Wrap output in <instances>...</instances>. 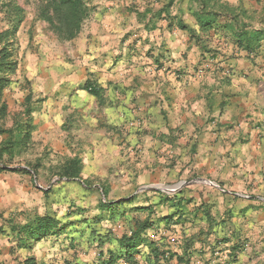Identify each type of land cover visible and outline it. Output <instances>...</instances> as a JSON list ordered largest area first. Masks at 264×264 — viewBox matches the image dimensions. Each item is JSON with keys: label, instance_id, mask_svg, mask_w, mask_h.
<instances>
[{"label": "crops", "instance_id": "crops-1", "mask_svg": "<svg viewBox=\"0 0 264 264\" xmlns=\"http://www.w3.org/2000/svg\"><path fill=\"white\" fill-rule=\"evenodd\" d=\"M228 1L246 8L263 2ZM88 3L90 14L76 41L83 59L69 82L73 92H60L45 103L38 120L43 122L38 131L45 143L52 142L47 132L51 125L61 127L63 116L91 112V101L97 97L83 88L88 80L101 88L103 103L104 96L111 97L118 111L134 100L144 120L133 136L140 148L131 183L135 190L115 197L124 192L107 174L123 162L125 143L94 136L96 142L82 157L85 176L105 177L108 198L113 194L114 201L130 200L106 219L116 218L108 232L130 234L148 218L153 225L144 236L165 241L175 251L182 250L184 240L185 246L193 242L207 261L214 245L223 248L222 255L248 243L233 264H264V44L249 54L220 21L201 28L190 11L191 0ZM83 70L88 76L81 74ZM68 97L71 104L64 110ZM35 182L30 174L0 172V227L7 229L9 219L24 222L35 214H53L72 228L73 214H60L59 205L53 206L92 188L64 177L47 192ZM172 213L180 217L179 223L161 220ZM175 242L176 247L171 245ZM22 249L0 230L1 264H14Z\"/></svg>", "mask_w": 264, "mask_h": 264}, {"label": "rangeland", "instance_id": "rangeland-1", "mask_svg": "<svg viewBox=\"0 0 264 264\" xmlns=\"http://www.w3.org/2000/svg\"><path fill=\"white\" fill-rule=\"evenodd\" d=\"M13 1L23 7L25 19L21 23L15 38L18 69L12 76L14 81L4 89L0 97V105L2 103L7 105V114L5 116L0 114V140L8 136L7 131L1 130L12 128L14 132H18L19 127H15L16 123L23 126L35 125V128L31 130V138H26L30 140L28 146L18 150L12 163L8 166L25 168L28 164H38V174H35L33 170L31 171L33 184L36 183V180L42 186L47 187L46 191L49 192L50 187L60 181L57 169L69 157L76 154L83 157L85 151L89 150L96 142L94 136L100 138L101 141H105L107 138L113 142L117 140L120 145L125 143L121 154L126 158L123 157V162L115 163L107 169V174L108 177L113 178V181L116 179L114 184L116 187L119 186L117 190L124 192L119 195L115 193V197L127 196L136 188L131 183L134 181L133 177L136 172L134 164L139 159L140 148H137V144H133V136L140 131L139 128L144 121L136 112L138 106L134 100H129L130 105L128 104L126 109L118 111L117 108H114L117 103L109 96H104L107 98L106 103H103V96L92 99L89 114H85L82 109L83 111H78L76 116L72 114L63 116L64 122H62L61 127L58 124V128L53 127L56 124L51 125L50 132L47 133L52 134L53 140L51 143H45V136L38 131L39 125L43 123H39L38 120L41 119L40 116H43L41 111L44 109V104L56 99L60 92H73L70 87L71 83H69L70 78L76 74L75 69L77 68L75 66L83 58L81 54H77V37L70 41L60 40L49 28L48 23L38 18L40 0ZM260 6L261 4L257 8L260 9ZM4 14H8L7 9L0 7V30L7 27ZM81 74L88 76L85 70ZM29 94H31L29 102L32 112L25 114L26 96ZM70 104L71 99L68 97L64 110H67ZM122 111L123 113H121ZM90 129L92 130L90 131ZM87 142L91 144L85 146ZM129 154L132 157L128 158ZM6 158L9 160L8 157ZM127 162H130V165ZM3 172H16L21 177L27 175L21 171L8 170ZM103 178L105 177L91 178L92 189L84 193L79 192L76 198L71 199L75 203L69 204L71 201H68L67 198L68 204L60 202L53 206L57 208L59 205L60 214H63L61 211L64 210L66 213L73 214L70 216L74 220L73 229L77 227V230H80L73 233L75 238L71 239V234L68 231L59 236L46 237L33 242L31 248H23L22 251H19L18 256L24 258L27 255H33L38 260L43 261L44 264H105L109 260L108 249L117 248V240L122 234L113 233L117 229L108 232V224L116 222L114 220L116 218L110 219L109 222L106 220L108 215L105 217L102 213L100 201L105 197L101 184L106 187L109 186ZM109 198L113 199V194ZM76 208H82V210ZM63 216L66 217L65 214ZM136 216L140 220V214ZM96 219L99 221L94 222ZM129 223H132V220ZM123 226L126 231L129 230L127 228L128 223H124ZM102 234H110L111 238L101 243L99 236ZM171 245L176 247L177 243H171ZM137 258L143 264L141 255ZM194 260L195 264L204 263L200 256H196ZM114 264L129 263L120 260L119 262L115 261Z\"/></svg>", "mask_w": 264, "mask_h": 264}, {"label": "trees", "instance_id": "trees-1", "mask_svg": "<svg viewBox=\"0 0 264 264\" xmlns=\"http://www.w3.org/2000/svg\"><path fill=\"white\" fill-rule=\"evenodd\" d=\"M38 18L47 22L49 28L56 36L63 41H70L79 36L83 29L85 20L90 14V6L87 0H40ZM191 13L196 17L199 25L203 29L211 28L220 21L221 26L230 31L235 39L237 46L247 51L249 54L256 53L264 44V0L260 9L246 8L241 4H234L228 0H191ZM0 7L6 8L8 14H4L7 22V27L0 30V97L4 89L9 86L14 80L12 76L18 69V58L16 56L15 38L19 27L25 19L23 7L13 0H0ZM91 95L97 98L102 96V90L90 80L84 86ZM31 94L26 96L25 114H30ZM0 114H7V105H0ZM15 127L18 132H14L12 128L7 130L8 136L0 140V172L3 171H21L30 174L32 170L38 174L39 165L28 164L25 168H11L8 165L12 163L16 156V152L21 148H26L31 138V130H34L35 125L23 126L16 123ZM28 138V139H29ZM9 160H7V158ZM11 159V160H10ZM86 169L83 159L76 154L69 157L58 169L57 175L60 179L66 177L76 180L86 187H92V181L89 176H85ZM101 189L105 200L100 201L102 213L106 217H114L120 206H125L130 200H122L120 202L108 198V188L101 184ZM81 209L82 208H76ZM82 213V212H80ZM206 215L210 216V211L206 210ZM78 214V213H77ZM177 213H172L161 220H164L168 225L179 223V216L175 218ZM99 219H96L97 222ZM79 224L78 222H76ZM90 223V222H89ZM74 223H72L73 225ZM71 225V226H72ZM90 225H92L90 223ZM137 226L131 230L130 234H123L118 240V247L108 249V261L105 264H114L115 261L125 260L129 264H141L138 256L143 258V264H195L194 258L201 253L198 248L194 247L193 242L185 240L181 244V251H175L170 248V244L165 241L149 239L144 236V233L153 225L148 218L137 223ZM70 227L69 221H64L53 214H35L29 216L24 222L16 220H8V228L0 227L9 237L14 238L16 246L20 248H31L32 243L40 241L43 238L51 236H59L68 231L73 238L77 227ZM107 234L99 236L101 243L106 242ZM246 245H235L229 251L223 253V248L218 249L214 245L212 257L204 261L203 264H233L237 261L238 252L245 251ZM141 246H146V251H141ZM216 255V256H215ZM14 264H44L33 255H27L24 258L16 257Z\"/></svg>", "mask_w": 264, "mask_h": 264}, {"label": "built area", "instance_id": "built-area-1", "mask_svg": "<svg viewBox=\"0 0 264 264\" xmlns=\"http://www.w3.org/2000/svg\"><path fill=\"white\" fill-rule=\"evenodd\" d=\"M200 71H203V68L202 69H200ZM248 248V245H246V249Z\"/></svg>", "mask_w": 264, "mask_h": 264}]
</instances>
